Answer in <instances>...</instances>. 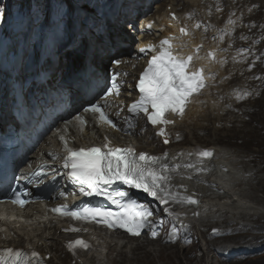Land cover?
Wrapping results in <instances>:
<instances>
[{"label": "bare ground", "instance_id": "1", "mask_svg": "<svg viewBox=\"0 0 264 264\" xmlns=\"http://www.w3.org/2000/svg\"><path fill=\"white\" fill-rule=\"evenodd\" d=\"M157 1L158 0H108L107 2L111 4L113 8H115L116 6L117 10H115L114 12H107L108 10H105L104 4L101 5L103 7V14L101 18L103 20L97 23L95 22V25L98 24L100 31L94 28H89L87 26L88 24L92 25L91 22L93 23L94 19L98 17L95 11H90V8H94L95 6V4H93L94 2L88 4V6L81 5L80 2H73L74 4H77L76 15L74 16V18L76 19V21L74 22L75 26L73 25L71 27V30L73 32H76L75 39L73 37H69L70 35L64 37L65 35L69 34V32H67L64 33V36L62 35L63 38L66 39L65 41H63L65 42L64 45L59 44L62 42L60 40L62 37H59L58 41L56 42L57 45L51 43L48 44L47 42H44L43 44L40 42L37 46H35V55H33V57L36 56L35 62L36 64H38L37 69L39 68V66L44 65L46 56L45 53H48L49 48L54 45L56 47L55 52L53 53L57 58H53V60V56L50 58L49 67L51 66L50 68H53L52 72H55V70L57 71V76L59 79L66 77L67 70L69 72L76 70V73L82 71H84L85 73H91L90 77L94 82L92 86H89V83L87 84V81H84L83 84L80 85V88H76L75 86L73 88H70L71 85H68L64 93L62 87H57L59 84L65 85L64 83H58L57 80V82H55L52 86L59 90H57L59 94H63V97H61V99H63L64 95L67 94L69 96H72V99L67 98V102L78 105L84 99L85 95L93 93L97 90V88L100 89L102 86H105L108 79L107 70L110 57H115V54L117 52L122 51V49H120L121 46H117L116 43L126 44L128 41L129 37L128 31L126 29L130 27L129 24L131 23L129 22H134V24H136L139 16L147 15L148 18V14L150 12H153L152 17H154L155 19V25H157V27L160 26L161 29L164 26V23L169 21L167 12H165V9L162 8L160 4H156ZM188 1L190 2L187 4L188 8L183 10L180 14L184 17L185 20H187V23L189 24L193 20L196 22L199 19H202L203 16L199 13L200 4L202 3L201 0ZM243 1L244 0H234L235 3H238L236 5L240 6V10L244 11V14H246L248 8H251L250 5H252V2ZM167 4L172 5V0H169ZM209 5L210 6L206 7V9L208 10L206 16L208 18L210 14L214 15L215 11L218 9V5L213 2L209 3ZM209 8H211L212 10H210ZM228 9L229 8H227V10ZM212 15L211 17L214 18L215 16ZM78 17H81L84 21H79ZM242 18L243 21H247L249 15H242ZM99 19L100 18H98V20ZM230 19L231 22H233V18L228 17L227 15L220 23L221 28H224L225 23L229 22ZM193 33L194 35H196L194 31ZM192 38L193 34L190 33L189 40ZM235 39L237 41L248 40V36L245 34V29H242L241 32L237 33ZM229 40L230 38L227 39L226 42H229ZM14 41H16V39H12L9 44H13ZM188 43V47L193 46V41ZM26 52L27 49L23 48L21 54L24 55ZM26 60L27 61L25 67H27L28 61L32 60L31 56H27ZM202 61L206 64V66H208L205 69L210 76V70L212 68V66H210V62L205 59H202ZM135 62H140V60H135ZM197 65L198 63H196L195 66ZM218 72L219 71L215 73V75L217 74L216 80H218L221 76ZM216 80H213V82H215ZM4 83L5 82L2 81L3 87ZM67 83L70 84L68 80ZM211 98L213 99V96ZM9 100H11V97H9ZM8 105L6 107L7 109ZM215 106L208 107V104L205 105V103L203 102L197 104L193 108V113L191 114V117L189 116L187 124L180 128L182 130L184 138H186V141L191 139V137L194 138L193 136L197 135L196 132L204 130V128H206V125H204L203 122L211 124L215 119L218 120V122L224 121L221 115L217 113L218 110H220L219 107L221 106V102L216 107ZM1 107L3 108V106ZM2 108L1 110H3ZM241 121L238 122L237 131L243 127V121ZM93 128L94 127L92 126V129ZM234 128L235 126L232 125V131L234 130ZM95 129L96 132L100 130L99 127ZM68 130L76 139L81 138L79 134L71 127H69ZM91 133L92 132H90L89 134ZM142 140L143 139H141V141ZM117 141L125 142L126 139H122L121 137L117 136ZM141 141L137 140L135 141V143H141ZM256 141L264 142V140L261 138H258ZM47 142L51 143L52 140L48 139ZM149 142L151 141L145 140V142H143L144 145L140 144L139 146H137L138 150H149ZM231 155L232 154L229 153H223L221 158L226 159L229 156L228 160L230 161L228 162L231 163L233 167L231 168L232 171L231 169H228L225 173L216 171L214 174L208 177V181L212 184H216V186L220 189V193L210 195L211 197L207 198L205 200V203L208 208L216 206V209L219 212H223L226 214L229 213V215H231L232 221H235V219L249 217L248 215L250 214V216H256L259 212L254 205L248 206L246 204V200H255V197H251L250 194L245 195L244 193H242L240 188V185L242 183H246V181L250 179L249 174L247 172L241 173L236 169V167L233 166L234 163L238 162L239 160L234 157L230 158ZM225 165H227V163H223V166ZM242 186L246 187V184H243ZM257 204L261 205V203ZM39 207L40 206H35L29 212L34 213V211L39 210ZM61 227L62 225L52 227L51 229H47L46 231H42L40 227L29 228L28 226H21L16 229L17 233L15 234V236L11 237L10 244L15 246L26 244V239L30 241L33 246H38V243L40 242L41 245L39 247L42 254H51L48 262L54 264H71V260L65 263V261H63L59 257V255H57L60 239L70 237V235L63 234L62 231L60 232ZM96 234L98 235L99 233L97 232ZM100 238H102L106 243V248L104 246L102 247L108 250L109 255L114 253L115 257H118V259H114L109 255L102 256L96 252H91L89 254H87V252L77 259L76 264H156L157 262H159L160 264H176L175 260L178 261L177 264H224L223 262L216 260V253L212 254V259H208V252L204 250H202V255L200 258L195 256L186 260V262L184 263L180 254H176L170 250L166 251L163 248L155 246L151 242L139 243L137 241H133V243H131L130 239L124 240L120 238H109L105 240L104 237ZM226 249L234 251L236 248L230 246Z\"/></svg>", "mask_w": 264, "mask_h": 264}, {"label": "snow or ice", "instance_id": "2", "mask_svg": "<svg viewBox=\"0 0 264 264\" xmlns=\"http://www.w3.org/2000/svg\"><path fill=\"white\" fill-rule=\"evenodd\" d=\"M173 18H175L174 14ZM147 27L151 28V23ZM181 32L187 34L184 28H181ZM160 45L159 54L152 56L136 85L141 94L140 99L129 107L130 112L143 113L153 126L174 123L173 120L167 119L165 114L173 113L183 116L189 99L205 87L203 69L189 71L193 60L191 55L186 58L174 55L168 38L162 40ZM148 50L155 51L156 49L152 45H149L147 49L144 47L139 49L142 53ZM116 63L119 64L120 61ZM113 88L118 93L115 78ZM242 98L237 97V99ZM90 111L99 113L102 122L113 128L116 127L102 111L100 105H93ZM158 135H165L163 128ZM164 143L168 144L169 140L165 139ZM64 145L67 156L64 158L63 167L69 170L66 173L67 177L80 185H86L89 189L86 194L107 197L112 203L119 205L121 211L112 213L101 208H83L76 211L65 210L63 207L53 209L61 215H70L78 220H95L101 217L102 222L109 228L119 227L133 236L141 235L142 229L151 223L153 210L146 205L138 204L135 200L127 199L129 193L126 191H117L113 194L107 190V187H104H110L117 181L142 190L159 200L161 204H168L169 201L189 205L198 204V200L191 195L179 197L170 190L169 184L172 178L168 174V165L163 163L160 157L146 152L136 153L129 148L110 147L108 144L104 145L105 150L100 147H91L87 150L81 148L76 151L67 148V141H64ZM198 155L211 158L214 153L203 150L199 151ZM33 175L39 176L40 173L36 172ZM121 201H126V203H121ZM12 203L22 207L25 201L17 196ZM164 211L168 212L169 209L165 208ZM77 247L87 250L90 246L83 240H76L69 244L70 249L75 250ZM4 251L8 259H3L2 264H33L34 259L39 264V254L35 251L31 253V256H26L23 252L11 248Z\"/></svg>", "mask_w": 264, "mask_h": 264}, {"label": "rangeland", "instance_id": "3", "mask_svg": "<svg viewBox=\"0 0 264 264\" xmlns=\"http://www.w3.org/2000/svg\"><path fill=\"white\" fill-rule=\"evenodd\" d=\"M167 1L169 0H164L163 2L160 3V5L162 6V8L165 7L166 3H168ZM250 77H247L246 78V81H249ZM252 104L254 105V107L249 103L247 104V108L243 109V112H247L246 116H244L243 118H247L249 116H252L254 114V116L256 118H261V119H264V88L263 90L261 91V94L259 96V98H257L256 100H254V102H252ZM230 118V117H229ZM218 131L216 132H219V136L220 138H218V142L219 144H222L223 146H226L228 147L229 149L235 151V152H240L239 151V148L236 144V142L229 136V134H226L224 131L221 132L219 131V129H217ZM215 133H213V136H214ZM201 140L203 142H207V143H213V138L212 136L209 134V132H205V135H202L201 137ZM138 145H140V143H137ZM142 144V143H141ZM144 145V143L142 144ZM249 150H253L252 148H249ZM254 151V150H253ZM257 154H259L260 156L264 157L263 154H264V148H260L258 150H256ZM250 161H252V159H250ZM247 166L249 167V170H257L261 165H258V166H252V164H247ZM252 185L250 186L249 188V192H252V189H251ZM246 188V187H245ZM254 188L257 190V189H261V191L264 193V184L263 183H255L254 185ZM247 232L250 233V231L248 230ZM234 237V236H233ZM235 238H241V239H248V237H242V236H235ZM162 247V246H161ZM163 249H165L166 251L170 250L176 254H179L176 250V248H165V247H162ZM196 251V249H195ZM191 252L190 254L186 255L184 258H182V261L185 262L187 259H189L191 256L194 255V252ZM111 257L114 258V259H118V257H115V254H111ZM212 259V258H210ZM176 261V264L178 263L177 260ZM231 261V260H230ZM238 261V260H237ZM259 264H264V256L263 257H259V259L257 260ZM67 262V261H66ZM156 264H160L159 262H157ZM227 264V263H225ZM230 264V263H228Z\"/></svg>", "mask_w": 264, "mask_h": 264}]
</instances>
